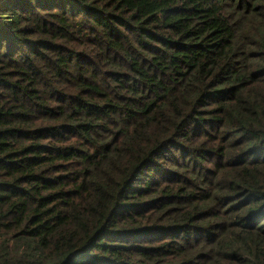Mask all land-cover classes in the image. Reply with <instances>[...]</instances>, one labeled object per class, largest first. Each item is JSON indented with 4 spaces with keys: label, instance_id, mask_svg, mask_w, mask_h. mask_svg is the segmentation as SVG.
I'll list each match as a JSON object with an SVG mask.
<instances>
[{
    "label": "trees",
    "instance_id": "16d2710c",
    "mask_svg": "<svg viewBox=\"0 0 264 264\" xmlns=\"http://www.w3.org/2000/svg\"><path fill=\"white\" fill-rule=\"evenodd\" d=\"M0 264H264V0H0Z\"/></svg>",
    "mask_w": 264,
    "mask_h": 264
}]
</instances>
